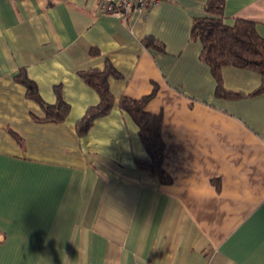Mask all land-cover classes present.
<instances>
[{"label":"crops","instance_id":"0c3cea01","mask_svg":"<svg viewBox=\"0 0 264 264\" xmlns=\"http://www.w3.org/2000/svg\"><path fill=\"white\" fill-rule=\"evenodd\" d=\"M110 1L0 0V264H264L260 74L225 65L217 94L191 33L207 0L124 16ZM222 19L264 39V0H224ZM107 64L113 106L79 135L99 101L79 72ZM20 71L45 102L60 93L64 120H37ZM147 95L168 182L138 165L147 152L118 105Z\"/></svg>","mask_w":264,"mask_h":264},{"label":"trees","instance_id":"16d2710c","mask_svg":"<svg viewBox=\"0 0 264 264\" xmlns=\"http://www.w3.org/2000/svg\"><path fill=\"white\" fill-rule=\"evenodd\" d=\"M223 5L224 0H207L205 4L207 14L194 19L191 32L192 37L198 38L202 43L201 58L210 66L216 79V92L218 95L223 92L220 70L225 65L249 68L258 72L261 83L255 92H262L264 39L258 34L252 20L237 19L232 25L224 23ZM79 75L99 96V101L89 106L83 116L76 121V130L79 135H83L96 118L111 110L114 98L109 90L108 78L118 76V72L107 64L102 70H81ZM15 79L24 85L26 96L40 104L43 116L38 117V121L58 122L66 118L69 106L57 89L56 101L50 104L41 98L36 83L28 78L25 71L16 74ZM149 96L138 99L122 96L118 105L138 126L140 140L147 152V157L137 160L138 165L144 167L160 182H168L170 177L162 166L164 142L161 136V116L150 114L144 109Z\"/></svg>","mask_w":264,"mask_h":264},{"label":"built area","instance_id":"2783aa9c","mask_svg":"<svg viewBox=\"0 0 264 264\" xmlns=\"http://www.w3.org/2000/svg\"><path fill=\"white\" fill-rule=\"evenodd\" d=\"M161 0H112L104 4V10L115 16H124L130 11L146 15L150 7Z\"/></svg>","mask_w":264,"mask_h":264}]
</instances>
